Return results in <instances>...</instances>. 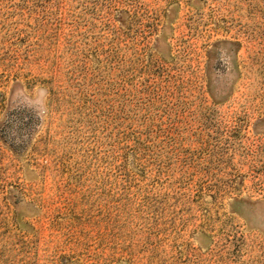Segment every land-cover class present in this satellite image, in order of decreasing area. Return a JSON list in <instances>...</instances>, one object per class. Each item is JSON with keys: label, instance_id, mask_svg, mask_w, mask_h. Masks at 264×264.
<instances>
[{"label": "rangeland", "instance_id": "374dc122", "mask_svg": "<svg viewBox=\"0 0 264 264\" xmlns=\"http://www.w3.org/2000/svg\"><path fill=\"white\" fill-rule=\"evenodd\" d=\"M0 264H264V0H0Z\"/></svg>", "mask_w": 264, "mask_h": 264}]
</instances>
